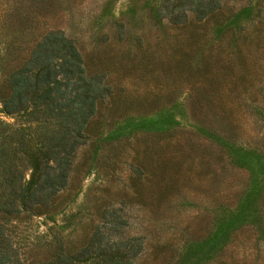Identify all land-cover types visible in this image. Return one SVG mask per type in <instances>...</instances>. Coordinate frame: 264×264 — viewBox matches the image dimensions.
Returning <instances> with one entry per match:
<instances>
[{"label": "rangeland", "instance_id": "rangeland-1", "mask_svg": "<svg viewBox=\"0 0 264 264\" xmlns=\"http://www.w3.org/2000/svg\"><path fill=\"white\" fill-rule=\"evenodd\" d=\"M152 3L0 0V98L6 75L51 29L75 40L109 88L51 210L7 222L21 263L43 258L55 239L75 251L116 211L126 220L120 236L142 241L134 264H264V236L249 223L215 252L185 255L246 198L261 197L264 221V158H255L264 155V0H219L180 25L152 20ZM211 132L256 155L235 165Z\"/></svg>", "mask_w": 264, "mask_h": 264}, {"label": "trees", "instance_id": "trees-1", "mask_svg": "<svg viewBox=\"0 0 264 264\" xmlns=\"http://www.w3.org/2000/svg\"><path fill=\"white\" fill-rule=\"evenodd\" d=\"M218 7L219 0H153L149 17L157 23L180 25L189 17L201 20ZM113 24L121 33L123 24ZM108 89L101 74L87 71L75 40L60 29L39 36L6 75L0 112L13 121L0 119V264H134L142 241L139 236H120L126 220L116 211H105L104 220L75 251L55 239L47 255L28 263L20 262L5 227L10 219L51 210L56 194L67 184L77 147L87 139L89 118ZM156 122L145 123L153 129ZM210 135L235 165L243 166L256 155L218 134ZM254 183L248 185L246 197ZM260 199L254 203L246 198L235 212L216 217L205 237L189 240L185 255L215 252L241 223L251 224L263 237Z\"/></svg>", "mask_w": 264, "mask_h": 264}]
</instances>
